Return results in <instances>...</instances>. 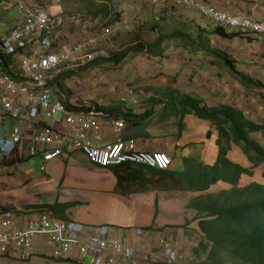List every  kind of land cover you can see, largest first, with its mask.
I'll use <instances>...</instances> for the list:
<instances>
[{"label": "built area", "instance_id": "1", "mask_svg": "<svg viewBox=\"0 0 264 264\" xmlns=\"http://www.w3.org/2000/svg\"><path fill=\"white\" fill-rule=\"evenodd\" d=\"M47 1L16 0L18 20L0 34V155L17 162L40 156L41 171L51 160L75 152L101 168L128 164L168 170L173 159L165 151L136 150L134 140L119 138L125 126L119 118L111 122L117 139L97 145L110 116L90 104H82L85 110L73 109L81 105L73 102V108L69 107V93L54 87L52 82L58 74L86 71L95 58H103L98 48L101 38L111 35V28H101L100 38L93 31L98 20L89 18L84 22L86 27L81 25L82 36L66 46L61 39L65 25L61 1ZM144 1L152 6L190 8L214 27L264 42V14L259 19L228 14L200 0ZM55 8L58 10L53 11ZM134 230L140 236L134 242L137 246L111 235L106 225L88 231L72 221L52 219L44 211L35 212L17 228L12 213L6 211L0 214V257L26 261L33 253L34 241L44 238L51 258L71 259L77 264H176L182 259L179 248L168 237L161 236L156 245L141 243L150 231Z\"/></svg>", "mask_w": 264, "mask_h": 264}, {"label": "crops", "instance_id": "2", "mask_svg": "<svg viewBox=\"0 0 264 264\" xmlns=\"http://www.w3.org/2000/svg\"><path fill=\"white\" fill-rule=\"evenodd\" d=\"M29 1L37 3L39 0ZM105 1L110 2V0ZM200 1L216 6L228 14L252 15L256 19H259L264 14V0ZM96 2L98 3L100 0ZM114 2H118L117 4L122 3L121 0H114ZM137 5L141 7L140 11L131 10L130 13L132 16L139 13L142 17H149L150 25H152L151 19L154 20L157 17H160V20L168 23L170 21L169 17L177 13L178 21L180 23L184 22V24L190 27L192 35L195 37L194 40L187 41L179 37L169 38V40L179 39V41H181L180 45L178 42L177 47L175 45V51H178L177 56H179L178 62H180L178 66L187 61V65L191 64L192 66V63H194L198 65L199 68H217L215 67L217 63L212 62L210 56L207 62H198L196 59H199V56H204V54L202 55L201 52L195 48L189 50L190 44L202 43V35L208 30L210 32L211 28H209V26L213 27L212 23L189 8H181L183 10L181 12L172 11L160 16L156 13L158 10L154 7H151L152 9L143 8L144 4L142 2H137ZM56 10H58V8H55L53 11ZM61 11L64 12L65 19L61 39L65 41L66 46H68L82 36L79 32L83 30L75 17L66 16V11L69 12L66 6L61 5ZM95 11H97V13L101 12L99 7L95 9ZM118 13H120V18L117 19L116 25H118L121 34H126L128 30L123 24L124 6L119 7ZM94 17L95 16L90 15L89 18L93 21H97L99 18ZM84 22L85 21H83L81 25L85 26L87 24ZM172 23H176L180 28L178 22ZM13 25H11V27ZM152 27L155 29L154 32L156 34L157 25L154 24ZM179 32L182 31L180 30ZM163 33L164 31H162L161 35L164 36ZM121 34L119 36L120 38L122 37ZM172 34L167 35V38ZM258 44L261 45H256L254 47L255 51L262 50L264 52V42ZM217 47H219V44ZM221 47L223 48V46ZM177 48L182 49V51L176 50ZM209 49H211V47H209ZM146 51L148 52V50ZM159 52L162 51L159 49ZM219 52L224 53L221 50ZM250 54H253V52ZM151 55H155V53H151ZM160 56L163 58L161 54ZM187 56L190 57L189 60L185 58ZM166 63L170 66L172 62ZM237 63L239 62L234 63L236 67L238 66ZM183 70L178 71L175 75V81L177 83H182L185 80L184 76H186V74L183 73ZM89 71L88 68L86 72ZM245 74L249 75V73ZM197 75L194 78H189L190 85H195L197 83L194 81ZM217 76L218 74L210 78V85L212 87H210L209 84L205 85H207L208 89H212V92L218 90L219 94H212L209 98L210 102H208L205 96L201 95L205 106L216 107L219 104H225L239 110L246 118H250L253 121H255V116H260L259 118L264 119V101L258 98L257 89L243 87L238 80L233 79L232 76L227 73H223L219 80L215 79ZM199 77L202 79L201 76ZM88 78L89 74H87L86 80ZM211 79H214V82H212ZM86 80L81 81L75 78L73 82L66 81L65 88L70 89L75 99L74 101H77L75 102L77 105L81 103L94 105L97 106L100 112L110 116L107 120L108 123L101 128V141L96 142V144L104 145L113 143L117 138L111 131V122L117 118L123 121L124 119L116 117L115 115L113 116L109 112L112 111L109 107H105V109L98 108L102 107L100 106L102 105L100 102H93L91 99L80 97L79 92L82 90H78V87L83 86V82ZM149 83L151 85L164 86L161 91V99H156L158 97L154 96L152 93L151 95L149 93L145 94L146 99H144L143 95H141V90L137 91L138 93L136 89L134 93L129 91L132 103L127 107L128 111L134 114L152 111V114L148 119L142 122L136 121L137 123L127 124L124 121L125 126L120 132L119 138L123 141L130 139L134 140L136 150L165 151L173 159L172 167L169 169L176 170L178 169L179 163L176 149L177 144L185 141L191 142L186 133L187 125L191 127V123L195 121L191 119L193 115L185 114L180 119V123L183 127L181 132L178 133L177 139L171 137L167 141L165 139L158 140L156 138L157 132L155 129L160 126L164 127V125L168 123L166 122V117L169 116L168 112H165V114H162V112L164 110L169 111L167 108L169 105L172 106L169 96H171L172 99L177 96L180 98L182 95H189L195 98L200 96H197L194 92L183 91L181 88H179V90L171 88L175 87L177 84L163 77L152 80ZM231 84L234 86L233 89L229 87ZM150 91L154 92L152 87L149 88V92ZM233 95H235V98ZM122 99L124 98L122 97ZM143 101L147 102V105L142 104ZM121 106L124 107L121 104L118 107ZM176 113L179 114V112ZM197 121L199 126L203 127L202 133L204 129H209L210 122L200 119H197ZM41 124L44 125L45 122L43 121ZM217 138L218 136L214 138V141H216ZM170 149L174 150L176 153L170 152ZM237 149L235 145H232V149L228 151V153ZM217 153L218 147L217 151L215 150L208 160L214 163ZM175 155H177V157ZM208 157L209 155L207 158ZM41 163L40 156L17 162L11 156L3 157L0 155V214L6 211L11 212L17 228H21L26 220L35 212L44 211L52 219L72 221L83 225L88 231H92L101 225H106L110 228L111 235L115 236L123 243L133 246L138 245L134 242L140 238V236L135 233L134 229H147L150 231L149 236L145 240L140 239L141 243L148 242L151 245H156L158 238L161 236H167L171 242H178L176 245L179 249H182L181 252L184 260L177 264H186L185 258H188L189 254L191 255L193 246L197 245L202 238V234L198 228V220H194L195 211L186 207V193L188 192L185 193L171 189L170 186H172L173 183L171 184L170 180H168V182L161 180L158 173L151 171L149 168L141 165L128 164L101 168L88 162L85 157L78 152L63 155L51 160L46 164L45 170L43 171L40 170ZM254 173L259 175V169H255ZM245 185H247L246 182L239 183L240 187ZM210 189L204 192V194L217 193L223 188L218 187L217 191L214 192L210 191ZM49 253L50 247L46 244V240L41 238L34 241V250L28 260L12 262L0 257V264H77L71 259H53L50 257Z\"/></svg>", "mask_w": 264, "mask_h": 264}, {"label": "rangeland", "instance_id": "3", "mask_svg": "<svg viewBox=\"0 0 264 264\" xmlns=\"http://www.w3.org/2000/svg\"><path fill=\"white\" fill-rule=\"evenodd\" d=\"M60 1L62 6H66L69 11H66V16L75 17L78 20L80 26L83 21L89 19L90 15L104 18L103 15L105 13L108 16H111V18L109 19L111 21L107 22V24H109L112 28L111 35L106 38H101L100 33L98 34L102 40L98 49L101 51V56L105 59H102L98 62H94L93 65L89 67L90 73L86 72L88 69L86 71L77 72L73 76L68 77L66 81L73 82L75 78L81 81L86 80L87 74H89V78L83 82V86L78 87V90H82L81 92H79L80 97L85 99H91L93 100V102H100V104H102L100 106L102 107L98 108H111L112 111L109 112L113 116H118L114 110L118 109V106H120V104L123 105L125 108L131 105L132 101L130 99L131 94H129V91L134 93L135 89L136 92L141 90V95H143L144 99H146L145 94L149 93L151 95L152 93L154 94V96L158 97L156 99L160 100L162 94L161 91L164 86L151 85L149 83L152 80H156L160 77H163L164 79H170L175 84H177L175 87L171 88H174L176 90H179V88H181L183 91L186 90L189 92H194V94L200 96L197 97L196 100L201 102V105H204V101L201 95L205 96L206 99H208V102H210L209 98L212 94H219L218 90L212 92V89H208L207 85H205H210L211 77H215L216 74H218L215 79L219 80L220 76H222L223 73H227L228 75H231L233 79H236L239 82V79H237V77L233 73H231L230 69L227 67L225 60L221 56H219L218 52L220 50L223 51L227 55V57L232 60V62H239L237 63V67L234 65L236 70H238L239 72L243 71L242 73H249L248 76L250 78H252L253 80H259L264 84V52L262 50L255 51V49L252 47L254 44L257 46L261 44H258L257 41H253L251 40V38H247L246 36L234 37L232 39L227 40L216 35H211V31L213 30V27L211 26H209V28H211L210 32L208 30L206 33H204V35H202V43L200 42L201 44H190L189 50L195 48L198 49L202 55L204 54V56H199V59H196V61L198 60V62H207L208 59L211 57L212 62L217 63V65L215 66L217 68L210 69L207 66V68H199V66L194 63H192V66L191 64L187 65V61L184 64L181 63V65L178 66L180 62H178L179 56H177L178 51H175V45L177 47V44L179 43L180 45L181 41H179V39L169 40V38L167 37L162 39L159 42L160 44L155 45L153 47L154 50L150 51L149 54L145 50L144 52L138 54H133V51H130L128 52V55H126L128 47L130 46H133L135 44L136 46L142 44H153L154 42H156L157 36L161 35L162 31H164V36H167L175 31L177 32L181 30L183 34L191 36L190 40L195 39V37L192 35L190 27L187 24H184V22L180 23L178 21L177 13L169 17L170 21L168 23L160 20V17H157L154 20L151 19L152 25H157L155 34V29L152 27V25L149 24V17H142L141 15H139V13H137V15L132 16V14L130 13L131 10H135L137 12L140 11L141 7L137 5V2H142L144 4L143 8H156L158 10L156 13L160 16H162V14L170 13L172 11L181 12L183 11L181 9L183 7H172V5L169 4L150 6L148 4L150 6L149 7L144 0H121L122 3L120 4H117L118 2H114V0H110V2L100 0V2L98 3L96 2L98 0ZM15 2L16 0H0V34H3L8 31L11 25H13L18 20L17 5L15 4ZM43 2L48 1L39 0L37 3ZM118 6H124L123 24L127 27L128 30L126 34H121L118 25H116L118 21L117 19L120 18V13H118ZM98 7L102 8L104 10V13H97L95 9H98ZM172 22H178L180 28L178 27V25H176V23ZM225 30L228 33H237L235 30L232 29ZM82 33V31L79 32V34ZM120 34L122 35L121 38L119 37ZM252 37H254V35H252ZM218 44L219 47H217ZM221 46H223V48ZM209 47H211V49H209ZM159 49L162 52H159ZM176 50L182 51V49L179 48H177ZM252 52L253 54H250ZM151 53H155V56L151 55ZM122 54L126 56L124 59L119 60L118 57H120V55ZM160 54L163 56V58H161ZM185 58L188 60L190 59V57L188 56ZM166 62L172 63L170 64V66H168V63ZM182 70L183 73L186 74V76H184L185 80L182 83L178 82V85V83L175 81V75L178 73V71ZM196 75L197 77L194 79V81L197 83L195 85H190L189 78H194ZM199 76H201L202 79H200ZM211 81L214 82V79H211ZM232 85L233 84H231L229 87L233 89L234 86ZM151 87L153 88L154 92H149V88ZM210 87L212 86L210 85ZM122 97L124 99H122ZM233 97L235 98V95H233ZM177 99L178 96L172 99V106L169 105V107L167 108L169 109V111L164 110L162 112V114L168 112L169 116L166 117V122L168 123L164 125V127L160 126L159 128L155 129V131L157 132L156 138L158 140L165 139L167 141L171 137L177 139L178 133L182 130L183 126L180 123V119L183 115L180 108H177L174 104ZM142 104L147 105V102L143 101ZM176 112H179V114H177ZM259 117L260 116H255V122L257 124L264 125V119ZM191 119L195 121L191 123V127L187 125L186 133V135L190 138L191 142H179L176 148L177 155L179 157V170L185 169V161L187 162L188 158H194L200 163L211 165L213 162H210L208 159L211 158V154L215 150L217 151V144L214 141V138L218 136V131L216 130V127L214 125H211L210 123L209 129H204L202 133L203 127L199 126L197 119L194 116H192ZM208 131L210 132V137L206 138V133ZM250 136L251 138L258 141L264 146L263 131L259 133L250 134ZM236 147L238 148L237 150H233L229 153L227 152L228 159L231 162L240 165L241 167L248 168L250 166V163L248 162L247 157L242 153L240 147ZM170 152L175 151L170 149ZM177 155L175 156L177 157ZM208 155L209 157L207 158ZM172 164L170 167H172ZM263 169L264 166H261L259 168V173ZM256 174L257 173H253L252 178H250L248 175L243 174L237 184V187H240L239 183L242 182H246L247 184L253 181L261 182L260 176ZM218 187H222V190H229L233 186L226 183H218L212 186L210 191H217ZM192 196V193H186V199ZM186 263L190 264V260L187 258Z\"/></svg>", "mask_w": 264, "mask_h": 264}, {"label": "trees", "instance_id": "4", "mask_svg": "<svg viewBox=\"0 0 264 264\" xmlns=\"http://www.w3.org/2000/svg\"><path fill=\"white\" fill-rule=\"evenodd\" d=\"M100 10L104 13L102 8ZM103 17L105 19L99 17L98 24L94 26L93 31L96 30L97 34L100 33L101 28H111L107 24L108 21H111L109 20L111 16L104 13ZM211 34L224 39L241 37V34L228 33L225 29L216 26H213ZM166 37L159 35L156 42L150 45L136 46L135 44L130 46L126 55L130 51H133V54H138L145 50H148L149 54L154 50L153 47L160 44L159 42ZM177 37L187 41L191 38L190 35L179 31L168 36V38ZM218 54L225 60L231 73L239 79V83L245 88L257 89L258 98L264 101V84L236 70L234 62L232 64V60L225 53L218 52ZM126 55H120L119 60L124 59ZM102 59L105 58H95L86 68ZM77 72L58 74L52 82L54 87H57L61 92L69 93V107H72L71 102L77 101H74L73 94L65 89L64 83L68 77ZM7 73L16 77L11 71H7ZM169 99L172 103L171 96ZM200 103L195 97L182 95L174 104L180 108L182 115L191 114L216 127L218 138L215 142L218 153L214 163L204 165L194 158H188L187 162L185 161L184 170H150L157 172L161 180L167 182L170 180L171 184L173 183L170 186L171 189L193 194L186 200V207L195 211L194 220H198L202 238L197 245L193 246L191 255L189 254L187 258L190 260V264H264V169L259 174L261 182L253 181L243 187H237L243 174L252 178L254 170L264 166V146L250 136V134L264 132V125L246 118L239 110L231 106L219 104L209 108ZM85 107L81 103L80 106L72 108L85 110ZM121 107L114 111L118 115L117 117L124 119L127 124L137 123L136 121L142 122L152 114V111L134 114L128 111V108L122 107L121 109ZM232 145L240 147L242 153L247 157L250 163L248 168L241 167L228 159L227 152L231 150ZM218 182L230 184L233 187L229 190H220L217 193L204 194Z\"/></svg>", "mask_w": 264, "mask_h": 264}, {"label": "clouds", "instance_id": "5", "mask_svg": "<svg viewBox=\"0 0 264 264\" xmlns=\"http://www.w3.org/2000/svg\"><path fill=\"white\" fill-rule=\"evenodd\" d=\"M248 38V37H247ZM251 40H253V41H255V39H253V38H251ZM258 43V42H257ZM256 45L254 44L252 47L254 48ZM150 169V168H149ZM172 243H174V244H177L178 242H172ZM181 248L179 249V252L181 253V255H182V252H181ZM183 260H184V257H183V255H182V259L179 261V262H183ZM185 261H186V258H185ZM177 264V263H176ZM187 264V263H186Z\"/></svg>", "mask_w": 264, "mask_h": 264}, {"label": "water", "instance_id": "6", "mask_svg": "<svg viewBox=\"0 0 264 264\" xmlns=\"http://www.w3.org/2000/svg\"><path fill=\"white\" fill-rule=\"evenodd\" d=\"M210 137V132L208 131L207 133H206V138H209Z\"/></svg>", "mask_w": 264, "mask_h": 264}, {"label": "bare ground", "instance_id": "7", "mask_svg": "<svg viewBox=\"0 0 264 264\" xmlns=\"http://www.w3.org/2000/svg\"><path fill=\"white\" fill-rule=\"evenodd\" d=\"M18 17V16H17Z\"/></svg>", "mask_w": 264, "mask_h": 264}]
</instances>
